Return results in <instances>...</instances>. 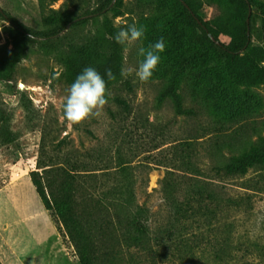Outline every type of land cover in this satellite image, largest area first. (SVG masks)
I'll use <instances>...</instances> for the list:
<instances>
[{
	"label": "rangeland",
	"instance_id": "obj_1",
	"mask_svg": "<svg viewBox=\"0 0 264 264\" xmlns=\"http://www.w3.org/2000/svg\"><path fill=\"white\" fill-rule=\"evenodd\" d=\"M256 1L248 18L251 47L264 44V0ZM0 7L39 31L45 17H91L99 4L0 0ZM234 9L232 0H225L204 3L199 12L214 23ZM177 10L170 0H114L108 11L98 14L99 20L90 18L54 36L50 43L57 49L48 50L44 38L30 41L16 79L0 82V264H80L75 246L31 179V171L51 167L82 173L95 195L110 193L120 181L133 185L141 208L132 217L147 223L148 248L129 247L122 237L108 236L98 243L103 264H264V169L252 166L244 175H226L218 168L244 145L252 150L264 140V83L239 81L227 62L196 58L185 66L160 63L148 82L135 73L115 82L99 116L77 125L65 119L63 103L71 84L62 52L92 49L95 28L104 17L117 31L160 20L158 37H164ZM13 28L0 16V67L18 51ZM190 31L184 38L189 43L196 38ZM219 39L229 40L224 34ZM141 43L147 47L148 40L124 47L123 68L138 67ZM174 76L183 114L163 95ZM217 143L224 145L221 150ZM121 166L127 168L125 175L119 173ZM183 172L191 175L192 192L201 184L218 191L211 210L197 206L187 217L176 216L166 200L164 180Z\"/></svg>",
	"mask_w": 264,
	"mask_h": 264
},
{
	"label": "trees",
	"instance_id": "obj_2",
	"mask_svg": "<svg viewBox=\"0 0 264 264\" xmlns=\"http://www.w3.org/2000/svg\"><path fill=\"white\" fill-rule=\"evenodd\" d=\"M114 0H98L99 9L92 16H65L56 18L48 16L43 19V29H32L18 21L10 13L0 7V16L10 21L16 31L15 45L18 51L3 67H0V82H10L16 79L18 66L27 55V46L30 41H39L40 38L48 50L54 47L52 38L64 31L69 25L75 26L90 18L99 20V15L108 11ZM225 0H170L178 10L169 26L170 31L163 37L166 49L161 53L160 63H180L185 66L192 59L199 58L202 62L224 63L232 65V76L243 83H264V44L251 47L253 33L248 18L256 0H232L235 9L228 17L219 15L216 21L205 20L200 15V8L204 3H224ZM262 11V37L264 42V1ZM99 14V15H98ZM95 28L94 47H73L62 52L67 66V77L72 84L84 68H95L108 83V89L120 80L123 68L124 47L115 41L118 32L112 22L104 17ZM167 25V19H164ZM201 22V23H200ZM160 20H150L146 24V39L148 45L157 42ZM191 30V31H190ZM198 30V32L196 31ZM195 35L192 42L185 41L188 32ZM221 34L229 40L217 44ZM191 44V45H190ZM204 48H201L203 46ZM187 47L188 50L186 49ZM111 69L115 79L108 80L106 72ZM176 76V75H175ZM166 86L163 95L171 97L179 114L186 112L182 104V95L178 92L176 77ZM195 77L199 80L201 72L197 71ZM5 132L11 133L5 127ZM247 142V141H246ZM246 142L243 141L242 144ZM221 150L224 145L217 143ZM235 149V145H228ZM241 148V147H240ZM240 154L222 160L219 169L226 175H244L252 166L264 169V140L259 146L248 150L242 147ZM44 172L31 171V179L44 206L52 210L60 220L62 227L70 241L76 248L80 264H103L100 261L98 243L105 242L106 237H122L129 246L148 248L146 222H136L133 217L141 205L137 204L133 185L125 182L116 183L112 191L103 195L95 193L86 187L81 174L64 168H46ZM121 175L127 173V168L121 166ZM191 175L183 172L177 177L166 176L164 192L167 202L171 205L177 217L188 216L190 209H212L219 197L218 191L211 184H201L192 192L189 187ZM196 205V206H195ZM133 216V217H132ZM112 261V260H111ZM105 264V263H104ZM111 264H114L113 261Z\"/></svg>",
	"mask_w": 264,
	"mask_h": 264
},
{
	"label": "clouds",
	"instance_id": "obj_3",
	"mask_svg": "<svg viewBox=\"0 0 264 264\" xmlns=\"http://www.w3.org/2000/svg\"><path fill=\"white\" fill-rule=\"evenodd\" d=\"M146 38V28L132 23L127 28L119 30L115 35V41L122 46L131 47ZM166 49L164 38L157 42L137 50L138 56L143 59L138 67H127L121 69V76L125 78L135 73L141 82H148L161 62V53ZM264 66V65H262ZM108 80H114L115 76L111 69L106 72ZM110 92L108 83L95 68L86 67L77 75L74 82L67 89L64 98L63 113L65 119L77 125L89 118L99 116L105 106L109 103Z\"/></svg>",
	"mask_w": 264,
	"mask_h": 264
},
{
	"label": "water",
	"instance_id": "obj_4",
	"mask_svg": "<svg viewBox=\"0 0 264 264\" xmlns=\"http://www.w3.org/2000/svg\"><path fill=\"white\" fill-rule=\"evenodd\" d=\"M248 22H249V19H248ZM201 23V22H200ZM70 26V25H69ZM212 37V39L214 40V41H216V43L217 44H220L221 43V41L220 40H217L214 36H211Z\"/></svg>",
	"mask_w": 264,
	"mask_h": 264
}]
</instances>
